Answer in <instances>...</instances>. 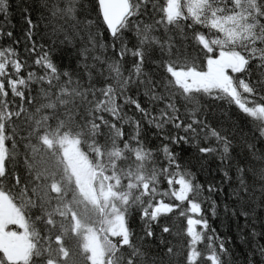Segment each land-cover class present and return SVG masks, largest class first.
<instances>
[{"label": "snow or ice", "instance_id": "snow-or-ice-1", "mask_svg": "<svg viewBox=\"0 0 264 264\" xmlns=\"http://www.w3.org/2000/svg\"><path fill=\"white\" fill-rule=\"evenodd\" d=\"M18 6L23 41L5 30L10 5L0 0V40L11 41L0 47V264H236L229 238L202 214L217 216L213 197L225 186L223 214L243 218L237 235L247 230L240 264H264V0H43L48 15L36 22ZM85 29L91 48L78 50L76 68L58 65L59 46H74ZM149 60L170 78L153 79ZM32 84L42 85L39 107ZM185 145L196 150L188 158ZM212 158L221 179L201 184L189 166L202 171ZM169 213L187 217L184 246L163 235H179L160 223Z\"/></svg>", "mask_w": 264, "mask_h": 264}, {"label": "trees", "instance_id": "trees-1", "mask_svg": "<svg viewBox=\"0 0 264 264\" xmlns=\"http://www.w3.org/2000/svg\"><path fill=\"white\" fill-rule=\"evenodd\" d=\"M10 8L8 9V22L13 26L12 28H6L5 30H10L13 32V36L15 38L20 39L21 41H23V33L24 30L27 28V25L24 23L23 21V13L21 11V8L18 5H22V6H27L29 8V11L31 13L32 19L34 22H36L38 20L39 17L41 16H47L48 13L45 9L42 8V3L43 0H8ZM158 3L163 4L166 3V0H157ZM149 10L151 11V5H149ZM82 17L78 16V19H80ZM157 19H159V14H157L156 16ZM0 22H4V16L2 14H0ZM145 22L149 23L150 19L145 18ZM71 31V29H69ZM46 31L45 27H44V22L40 21V32L44 33ZM214 31V30H213ZM152 35L158 37L161 42H163L167 36L165 33V29L163 26L161 25H157L154 29V31L152 32ZM168 35H175L174 30H169ZM126 37L128 38V46L131 48L133 47V45H135L137 43V37L135 35L134 32H127L126 33ZM39 37H33V39H38ZM88 40V30H81L79 31L73 45H68V44H64V45H60V51L57 52V54L55 55V62L60 65V66H68L72 69L76 68L77 65V60L80 59L79 55H78V50L81 47H89L91 48V45L87 43ZM40 42L42 43H46V44H50L51 41L47 39V37H45L43 40H41ZM11 43V41H8L6 38L0 40V47H3L7 44ZM189 46L187 47L186 51L191 54V55H196L197 52L199 51L198 49H194L191 46V42H188ZM14 47H16L14 45ZM155 49V52L157 53V56L154 58H158L159 55V49L156 48L155 46H153ZM23 48H24V44L23 42H21V44L18 47V51L19 52H23ZM185 51L184 48H181V52L183 53ZM97 55H99V51H97V53H95ZM86 56L88 55L87 53L85 54ZM106 56H111L112 53L109 50L106 54ZM132 57H127L126 61L124 62V68H123V72L124 75L127 76L128 72L127 69L129 67H131V61H132ZM88 62H91L90 60ZM97 67H99V65H97ZM177 67H179V64L177 65ZM206 69V61L204 62V70ZM29 70H33V71H38L37 69H29ZM197 70H201L199 67L197 68ZM144 71L148 72L150 74L154 73L153 75V79H161L164 77H169L170 78V73H167L166 68H158L156 65L152 64L151 61H147L145 63V67H144ZM107 75V73H105ZM32 96L34 97L33 101H32V105H34L35 107H39V102L37 99V97H39V93L37 91L38 87H42V85L38 86L36 84H32ZM178 87V86H176ZM130 94H134L130 93ZM25 95L27 96V92L25 93ZM40 100H43V98H40ZM141 100H146L145 97L141 96ZM46 102V101H43ZM204 98H201V103L203 104ZM25 108L27 109V111L29 113L34 111V107L30 106L27 102L25 103ZM178 107H180V105H177ZM125 111L128 113L129 116H133L134 115V109L133 110H129L127 107L125 108ZM181 111H183V109H181ZM155 114V113H153ZM108 118V117H106ZM137 119H139V116H136ZM217 119H222V117H219L218 115L216 117H212L211 118V122L213 123V126H215V121ZM51 123V121H50ZM17 126L19 128H21L20 131V136H26L27 132L24 131L23 129L26 127L25 121L23 116L17 121ZM127 131V127L125 129ZM244 131L248 132L249 135H251V132L249 131L248 127H244ZM126 138V137H125ZM33 143H35V140L32 141ZM22 143H26L25 142H21V144H18V151L20 153V157L19 160L21 161V163L18 164V167L20 169H23V147H22ZM156 141L152 140L151 144H155ZM151 144L149 146H151ZM10 146V145H9ZM122 146V145H121ZM184 147V151L181 153V155L185 158H188L191 154H194L196 152V150L194 148H192L190 145H185ZM259 147V145H258ZM176 151H180L179 148L175 149ZM220 164V161L218 159L212 158L209 159L208 163L205 164L204 169L201 171L199 169V165L196 166H189L190 170L195 172L197 174V179L199 180V182L201 184L205 183L206 179H215L216 181H219L221 179L220 173L218 171L214 172L215 169H217L218 165ZM214 172V175H213ZM25 175H27V172L24 173ZM227 192L228 189L225 186L224 189V193L222 196L220 195H216L213 197V199L216 200L217 205H218V214L217 216L213 217L211 215L210 212L207 213H202L204 215H207L208 220H209V224L211 225L212 228H214L217 232V234H219L222 237H227L229 238V242L228 244H226V247H229L232 250V255L234 260L236 261V264H240V261L244 258L246 252L248 251V237H247V230H244L243 232H240L239 235H237V223H239L240 225L244 224V220L243 218H238V219H233L229 216H225L223 214V207H222V203H229L228 198H227ZM55 195V194H53ZM205 195H207V192H205ZM166 202H167V198H166ZM173 202L174 198H173ZM186 202H185V207H186ZM208 205L207 203H204L202 205V208H207ZM175 212V210H174ZM167 216V219H160V223L162 224H167V226H169V228L174 232V233H179V235H170V234H163L166 240L171 241V243L175 246H184L187 243V240L189 239V237L187 236V217H179L178 215H174L172 213L169 214H164ZM188 215H193L191 213H188ZM193 218H199V215H194ZM136 225L139 228L141 226V222L139 219H136ZM197 231L201 230V226L197 225L196 226ZM153 230L157 233H159V228L156 227V222H153ZM241 236L244 237V240H241ZM257 242L259 244H264V239L261 238H257ZM206 243L203 242L202 244L198 245V249L203 250V244ZM157 244L158 241L157 240H153L152 241V248L154 251H159V248H157Z\"/></svg>", "mask_w": 264, "mask_h": 264}, {"label": "rangeland", "instance_id": "rangeland-1", "mask_svg": "<svg viewBox=\"0 0 264 264\" xmlns=\"http://www.w3.org/2000/svg\"><path fill=\"white\" fill-rule=\"evenodd\" d=\"M9 228H11L12 230H18V227L17 226H9Z\"/></svg>", "mask_w": 264, "mask_h": 264}]
</instances>
